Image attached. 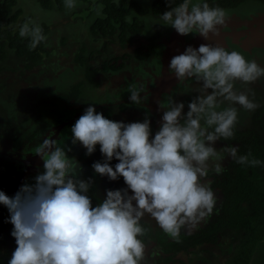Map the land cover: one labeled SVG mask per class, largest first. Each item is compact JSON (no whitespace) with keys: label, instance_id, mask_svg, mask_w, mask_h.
<instances>
[{"label":"clouds","instance_id":"9594fccd","mask_svg":"<svg viewBox=\"0 0 264 264\" xmlns=\"http://www.w3.org/2000/svg\"><path fill=\"white\" fill-rule=\"evenodd\" d=\"M76 6L77 0H65L66 9ZM225 15L224 9L207 2L183 0L153 22L181 35L195 32L208 38L218 35ZM19 36L29 38L31 48L47 39L35 22L23 23ZM169 67L179 80L194 77L202 88L186 114L184 102H170L154 137L150 119L115 121L94 105L72 126V143L83 145L87 155L100 146L104 160L93 163L94 172L112 181L123 177L126 188L108 189L106 198L93 206L87 194L93 180L80 178L81 166L67 154L70 148L46 138L35 151L44 162L35 182L23 183L12 196L0 190V204L9 211L17 244L8 264H142L145 214L169 236L179 238L183 226L213 214L217 197L206 180L210 169L221 174L228 157L242 165L264 166V161L250 160L251 153L237 157V146L215 147L234 135V105L249 111L257 107L246 92L234 91V82H254L264 77V67L238 51L211 44L188 46ZM143 91L132 86L130 100L140 104ZM225 102L228 106L221 108ZM113 159L119 161L114 167Z\"/></svg>","mask_w":264,"mask_h":264},{"label":"rangeland","instance_id":"374dc122","mask_svg":"<svg viewBox=\"0 0 264 264\" xmlns=\"http://www.w3.org/2000/svg\"><path fill=\"white\" fill-rule=\"evenodd\" d=\"M197 1L198 0H192V3H196ZM89 2L91 3L83 5L80 11H78L80 3L77 2V6L74 9H65L57 13L42 12L35 1H23L25 12L22 17L31 12L33 14L31 22L40 25V23L44 21L50 27V31L46 43L47 52L42 54L40 64L32 71L23 75L12 71L19 66L18 59L13 55V51H9L10 56L2 63L3 66L7 68V71L0 74V85H2V83H4V85L6 84V88L0 87V90L3 92L0 98H9V96H11L10 101L12 103L9 104L11 110H5L7 121L0 125V186L5 193L9 191L12 170L14 171L15 168L20 172L24 170L20 176L29 168H31V170L29 169L30 171L25 172L27 176L24 177L25 180L23 182L18 183L19 177L14 182L13 186L15 188L13 195L23 183L34 180L38 173L44 171V162L40 156L35 154V151L46 138L58 140L66 150L70 148L71 150L68 151L67 154L69 157L75 158L79 162L81 166L80 171L84 170L85 165L92 166L94 162L104 160L99 145L96 146V151L93 154L87 155V150L83 145L72 143V127L69 126V123L71 120L79 118L84 114L81 113L84 109L82 106L94 105L97 112H100L101 108L104 107L105 109L101 113H103L105 117L115 121H124L127 123L143 121L145 118H148L151 121L152 135L154 137L163 123V113L167 110V107L170 106V102H184V113L186 114L189 110L187 98H190L192 101L194 97L199 95V90L202 88L200 82H197L194 77L179 80L170 70L169 66L174 54L172 57L169 56V59H171L169 62L167 61L168 64L167 62L162 63V61H165L162 60L163 57H165V53L163 54L160 50L163 49L166 51L168 46L171 45L172 40L171 33L165 32L164 35L168 36L165 37V41L168 45H165L162 38L161 49L157 47V51L150 61L148 63L143 62L146 65L143 66V63L139 64L136 60H132L133 66H128L118 73L104 72L100 76V80L102 79L101 87L95 88L86 84L81 85V96L84 99L82 104L70 105V103H60L53 100L54 94L56 95L71 84L82 79L81 67L74 62V56L78 50L82 48L83 43H85V41L87 42L85 46L86 52L92 49H98L102 44V41L94 40L90 42L88 33L84 29L90 21L88 14L90 10L93 9L95 0H89ZM182 2L183 0H174L173 3L176 7ZM71 11L72 13H70ZM256 15L259 17L261 16L259 13H256ZM135 19L138 20V18ZM145 19L147 23L145 31L134 38L132 47L122 49L119 45H113L107 56L120 55L124 52L131 53L134 46L138 44L150 46L153 43L152 41H154L151 36L156 28L149 19ZM19 20H21V18H19ZM164 26L165 25H161L157 28L160 33L164 32ZM219 27L222 28L223 26ZM263 37L264 36L258 38L264 40ZM61 38L65 39L64 43L61 41ZM208 39L209 38H205L207 41ZM253 41L248 40L245 43V48L249 49L254 44ZM249 42H251V46ZM176 43H174L176 44L174 46L179 48L181 45L180 40L177 39ZM191 44L194 48H199L200 46L196 45L194 41H192ZM188 46L190 45H186V47ZM229 52L231 51L229 50ZM242 54L247 60H255L259 66L264 67V43H262V45L257 44L253 52L249 53L243 51ZM147 65L150 67V72L148 73L143 72L141 68V66L146 67ZM135 76H137L136 87L143 88L144 90L141 93L142 101L140 104H135L130 100V88L133 86ZM234 91L237 93L246 92L257 107L259 105H264V77L251 83H244L240 80H236L234 82ZM2 102H5V100ZM120 104H125L127 106L126 109L121 110ZM161 104L164 106L163 108L160 106ZM227 106L228 104L225 102L221 105V108ZM234 106L238 110V122L236 127H251V117L257 107L255 110L249 111L238 104ZM2 107L4 109L5 105ZM80 107L81 110L75 112V108L80 109ZM68 118H70V120H67ZM60 121H62V124L65 126L59 129L60 125H55ZM45 125L47 126L44 127ZM35 133H37V136L34 135ZM10 139L14 140L15 147H10L12 146ZM27 139H30V143L26 145L27 149L30 148L32 150V152L28 153L26 152V146L19 148L20 144H26ZM223 146H225V144L219 141L216 142L215 147L217 150ZM229 158L230 157L223 161V168L226 166ZM118 162V160L113 159L110 163L114 167ZM256 170L262 174L264 173V166H256ZM92 180L93 184L90 187L92 194H87L91 197L93 206H97L106 198L108 189L115 190L127 187L123 177L112 181L109 180L107 176H101L96 173V177H93ZM206 180L210 179L206 178ZM129 193L131 194V192ZM215 195L218 200L220 197L219 194L215 193ZM244 207L248 210L250 208L247 204H244ZM205 220L206 218L196 225L187 224L183 226L179 236L200 227ZM142 222H146L152 229H157L159 232V239L173 238L165 233L149 214H145L141 220V223ZM152 223L154 226L151 225ZM11 231L12 230L5 232L6 234L4 235L0 230L1 252L11 249L13 253L17 247L15 238L11 235ZM236 239V234H222L219 241L213 245H199L192 253L181 254L176 264H220L231 253L233 243ZM149 244H151L149 247L153 248L155 251L158 252L161 250L158 242H150L149 240ZM142 264H158V262L151 256L148 260L142 261ZM250 264H264V240L258 244Z\"/></svg>","mask_w":264,"mask_h":264},{"label":"trees","instance_id":"16d2710c","mask_svg":"<svg viewBox=\"0 0 264 264\" xmlns=\"http://www.w3.org/2000/svg\"><path fill=\"white\" fill-rule=\"evenodd\" d=\"M81 1L85 4L89 2V0ZM238 1L201 0L200 3L207 2L210 7L225 8L234 7ZM36 3L46 11L61 10L65 6V0H36ZM96 3L103 4L105 17L97 19L90 26L89 33L92 37L90 42L101 40L102 44L100 48L92 49L87 53L85 51L86 45H83L80 51L75 54L74 61L81 66L82 79L56 95L54 94L53 100L60 103L81 101V85L100 87V76L104 72L121 70L125 67L126 60H130L132 57L145 59L151 55L150 51L139 46L133 50V54L124 53L120 57L122 58L120 61L118 60L119 57L108 58L105 54L109 50V45L115 42L113 35L116 30H119L116 41L122 47L130 45L128 33L133 35L141 30L140 22L137 19L134 20L133 18L132 24L126 20L131 11L137 9V5L134 2L127 5L125 0H121L119 6L113 0H97ZM162 5L159 2L155 6L158 8ZM23 12L24 9L23 6L19 5V0H0V74L7 71L2 63L10 56L9 51H13V55L19 63L18 68L12 71L22 75L37 67L42 59V54L47 52L46 43L50 29L45 22L41 23L40 26L47 39L35 48L29 46V38L19 36V27L27 22L30 17L22 19L18 28L11 26L16 23ZM61 41L64 43L65 39L62 38ZM0 87L6 88V84L2 83ZM2 94L3 92L0 90V96ZM10 98L11 96L0 98V125L7 121V115L2 106L5 105L6 110L10 111L9 104H12ZM3 100L5 102H2ZM126 107L125 104H120L121 110H125ZM251 121V127H235L233 137L227 141L220 140L219 142L237 146V157L251 153L250 160L255 158L264 161V105H259L256 108ZM75 122L69 126H73ZM34 135L37 136V133ZM27 142H30V139H27ZM17 175H12L10 178L11 184L6 193L9 196L13 195V185L19 177ZM91 177L92 179L96 177V173L91 165H85L84 170L80 171V178L87 180ZM207 178L211 181L210 187L214 193H218L220 196L213 214L207 217L200 227L179 236V238L159 239L157 229H152L146 222H142L141 225L145 229V237H141L145 245L143 261L152 256L158 264H176L181 254H190L199 245H213L219 241L222 234H236L237 239L233 243L231 253L220 264H250L258 244L264 240V173L258 172L256 166L242 165L237 163L236 159L229 158L221 174H216L213 169H210ZM34 182L32 180L28 183ZM0 190H2L1 186ZM88 193L92 194L91 189ZM244 204L250 206L249 210L244 207ZM9 215L7 207L0 204V230L4 235L5 232L13 229V225L8 222ZM149 240L160 244V252L148 249ZM11 256V249L4 252L0 251V264H8Z\"/></svg>","mask_w":264,"mask_h":264},{"label":"flooded vegetation","instance_id":"af4514ba","mask_svg":"<svg viewBox=\"0 0 264 264\" xmlns=\"http://www.w3.org/2000/svg\"><path fill=\"white\" fill-rule=\"evenodd\" d=\"M96 1L97 0H95V2H94L93 9L90 10V13L88 14L89 17H90V21L87 23V25L84 28L85 31H87V33H88L89 41L92 39V37L90 36V33H89L90 32L89 31L90 26H92L97 21V19L105 17V15L103 14V4L102 3H96ZM77 2L80 3V6H79L80 8L78 9V11L81 10L83 5H87V3L85 4V2H82L81 0H77ZM113 2L117 6H119L121 0H113ZM125 2H126L127 5H131L132 2H134L137 5V9L132 10L131 13L126 17V20L128 22H133V18H134V20H135V18H138V20L140 22L139 26L141 27V30L138 33H136V34L131 35L130 33H128L127 36L130 38V45L126 46L127 48L128 47H132L133 43H134V38L139 36V35H141L145 31V28L147 26L145 18L149 19L150 22L152 23V25H154V27L156 29H155V32H153V34L151 36L154 41H152L153 43L150 46H146V45H143V44H138V45L134 46V48L132 49L131 53L124 52V53L133 54V50L135 48H137L139 46H142L144 48V50L150 51L151 55L148 58H145V59H136L135 57H132L130 60H126V62H125L126 65L121 70L127 68L128 66H133L134 64H132L133 63L132 60H136V62L139 63V64H141L143 62H147L148 63L150 61V59L152 58V56L156 53L157 47L160 48V46H162V44H161L162 38H163V41H164L165 45H168L167 42L165 41V37H168V36L164 35V33L165 32L166 33L169 32V34L171 33V36H172L173 33H175L174 32L175 29L170 27V26H168V25H165L164 26L165 27L164 32L160 33L157 28L160 27L161 25H164V24L159 23V22H153L156 17L162 15L166 11L171 10L172 7H175L174 3L170 4L169 0H125ZM159 2H161L163 5L161 7L157 8V6H155V5H156V3H159ZM200 2H201V0H198L196 3H200ZM90 3L91 2H88V4H90ZM65 9H66V7L64 6V8L61 9V10L54 9V10L46 11V12H57V11L58 12H62ZM222 9H224L225 12H226L224 23L217 26V28L219 26H223L222 28L219 27V29H218V32H219L218 38H221V42L222 43L220 42V40L217 42L216 39H214L212 41H210V40L207 41V40H205V37L202 38V35L199 34V33H195V35H196L195 36L194 33H191V34H188V35H181V34H179L177 32L176 40L177 39L180 40V42H181L180 46L181 47L179 46V48H177V46L173 47L172 45H169L166 51L160 48L161 49L160 51L163 54L165 53V57H163V59H162V60H165V61L164 62L162 61V63H166L167 61L169 62V60L171 59V58L169 59L167 57V54H170V57H172L173 54H174V56L183 54L186 51V49H187L186 45L192 46V44H191L192 41H194V43L196 45H201V44H205V43L206 44H211V45H214V46L218 45V46L224 47L228 51L229 50L230 51H238L240 53H242L243 51L251 53V52L254 51L253 50L254 49V45H257V44L262 45V43H264V40H260L261 38L260 39L258 38V37L264 36V0H239L238 3L234 7L230 6V7H225V8H222ZM70 13H72V11ZM256 13H259L261 16L260 17L257 16ZM116 27H117V25H116ZM49 29H50V27H49ZM118 33H119V30H116L115 34L113 35V37L115 39V42H113V43H111L109 45L108 52L110 51V48L113 45H119L122 49L126 48V47H122L116 41ZM208 38H210V37H208ZM211 38H217V37H211ZM227 39H229V40H227ZM263 39H264V37H263ZM248 40H250V41L254 40L253 41L254 45H252L251 42H249L250 46L251 45L252 46L249 49H246L245 48V46H246L245 43ZM86 43L87 42L85 41V43H83V45L85 46ZM175 43H176V41H175ZM79 51L80 50H78V52ZM108 52L105 54L106 56H107ZM123 54L115 55V56H109L108 55L107 57L108 58L119 57L118 60L120 61V60H122V58H120V57ZM249 55H252V54H249ZM166 58H167V60H166ZM168 62H167V64H168ZM160 64H161V62H160ZM144 65H146V64L143 63V66ZM143 66H141L143 72H146V73L150 72V67L148 65L146 67H143ZM79 67H81V66L79 65ZM121 70H119V71H121ZM119 71H107V72H112V73L117 72L118 73ZM151 72H152V70H151ZM136 80H137V76H135L134 83H133V86H135V87L137 86V81ZM100 87H101V83H100ZM95 88H97V87H95ZM17 93H18V91H17ZM83 100L84 99L82 97L81 101L70 103V105H72V104H74V105L75 104H82ZM187 101H188L187 104H189V102H191L190 98H187ZM82 107H84V109L81 111V113H84L85 109L87 107H89V106L84 105ZM4 109L6 110V108H4ZM80 110H81V107H80V109L79 108H75V112H79ZM103 110H104V107L101 108V111H103ZM101 111H100V113H101ZM5 113H6V111H5ZM77 119L78 118H75L74 120H71L69 125L72 122L77 121ZM67 120H70V118H68ZM61 124H62V121H60L59 123H56L55 126H58V125H61ZM10 142L12 143V146H10V147H15L14 142H12L11 140H10ZM27 143H30V142H26L25 145L20 144L19 148L25 147L27 145ZM26 152L27 153L28 152H32V150L30 148L27 149V146H26ZM23 171L20 172V171L16 170V168H15L14 171L12 170V174L11 175H17V174L19 175ZM27 182H29V181H27ZM129 192H131V191H129ZM151 225L154 226L153 223ZM150 245L151 244L148 243V249L150 248L149 247ZM150 250H152V249L150 248Z\"/></svg>","mask_w":264,"mask_h":264},{"label":"water","instance_id":"95a60500","mask_svg":"<svg viewBox=\"0 0 264 264\" xmlns=\"http://www.w3.org/2000/svg\"><path fill=\"white\" fill-rule=\"evenodd\" d=\"M19 24H20V20L18 19L17 21H16V23L15 24H13V25H11V26H15L16 28H18V26H19ZM175 33H173L172 34V40H171V45L174 47V43H175V41H176V38H177V31L175 30L174 31ZM218 34H219V32H218ZM210 38L208 39V41L210 40V41H212V40H214V39H217V38H211V37H218V35L217 34H210V36H209ZM202 38H204V36H202ZM174 42V43H173ZM218 42V41H217ZM172 53V52H171ZM169 56H170V54H167V57L169 58ZM63 126H65L64 124H61L60 125V127H59V129L60 128H63ZM30 170H31V168H29ZM26 170V171H30V170ZM25 171V172H26ZM23 173L21 176L19 175V179H18V183H21V182H23L24 180H25V176H27V173Z\"/></svg>","mask_w":264,"mask_h":264},{"label":"crops","instance_id":"0c3cea01","mask_svg":"<svg viewBox=\"0 0 264 264\" xmlns=\"http://www.w3.org/2000/svg\"><path fill=\"white\" fill-rule=\"evenodd\" d=\"M23 1L24 0H19V5H21V6H23V9H24V12H25V8H24V5H23ZM27 1H35V3H36V0H27ZM36 5H38L37 3H36ZM39 6V5H38ZM39 9H40V11H42V12H46V10H43V9H41L40 7H39ZM24 12H23V14H24ZM58 12V11H57ZM58 13H60V12H58ZM22 14V15H23ZM22 15L20 16V18H21V20L20 21H22V19H25V18H27V17H30V19L27 21V22H31V20L33 19V14L31 13V12H29L27 15H25V16H23L22 17ZM44 21H42L41 23H43ZM41 23H40V25H41ZM217 41H219L220 40V42H221V38H217L216 39ZM222 43V42H221ZM254 45V44H253ZM256 48V45H254V49ZM253 49V50H254ZM176 79V78H175ZM152 250H154L153 248H151Z\"/></svg>","mask_w":264,"mask_h":264}]
</instances>
